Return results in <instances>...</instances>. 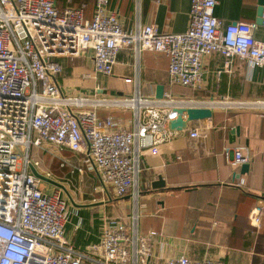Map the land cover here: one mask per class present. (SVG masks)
<instances>
[{
	"label": "built area",
	"instance_id": "obj_1",
	"mask_svg": "<svg viewBox=\"0 0 264 264\" xmlns=\"http://www.w3.org/2000/svg\"><path fill=\"white\" fill-rule=\"evenodd\" d=\"M216 0H191L190 24L185 32H161L154 24L124 28L109 0H95L93 14L84 7L61 11L57 0H0V264H149L152 244L140 236L137 204L142 196V154H158L160 145L174 134L170 121L183 106L209 107L218 102L144 96L139 84L133 95L97 99L67 95L58 82L62 66L58 56L93 53L94 72L111 75L118 53L132 48L137 70L146 50L170 58L169 82L200 88L205 60L214 53L249 66L264 68V43L254 36L256 23L225 24L214 11ZM264 25V6L260 16ZM131 110L134 128L127 129L113 116L100 118L99 107ZM264 111V99L239 102ZM199 130L191 131L193 137ZM52 144L84 153L87 168L103 188L113 187L117 197H129L134 212L111 218L100 242L77 249L65 237L68 202L59 187L42 188L51 172L30 155L32 147ZM246 147L225 148L233 163L250 162ZM82 171V169H80ZM264 201L250 211L253 228H260ZM163 264H226L217 258L169 257Z\"/></svg>",
	"mask_w": 264,
	"mask_h": 264
},
{
	"label": "crops",
	"instance_id": "obj_2",
	"mask_svg": "<svg viewBox=\"0 0 264 264\" xmlns=\"http://www.w3.org/2000/svg\"><path fill=\"white\" fill-rule=\"evenodd\" d=\"M216 1L214 13L225 24H257L260 0ZM94 3L92 0L82 6L86 19L92 17ZM57 6L63 11L72 6L71 0H57ZM109 9L119 14L127 30L141 23L154 24L161 32L180 33L189 28L191 0H109ZM254 36L264 43V25L257 24ZM54 60L63 68L57 77L63 91L79 96L74 92L89 88L92 102L115 98L109 94L133 95L138 84L144 96L156 97L158 85L164 84V93H177L182 99L223 101L217 103L211 118L192 121L182 131L174 130L160 145L158 154H142V196L136 207L139 234L152 244L149 264H163L169 257L181 256L217 258L226 264H264V216L260 228H253L249 219L251 209L264 201V111L239 106L242 101L264 99V68L251 67L239 57L228 60L214 53L205 60L200 88L178 85L175 89L169 82L170 58L163 52L146 50L138 71L132 48H123L111 75L94 72V57L89 50L80 56H58ZM97 115L113 116L127 129L134 128L131 110L103 106ZM237 126L240 136L231 143L229 133ZM195 128L200 132L197 137L191 135ZM227 146L246 147L249 172L240 173L241 165H235L233 155L226 154ZM55 155L59 161L57 174L50 167L44 168L58 183L50 187L61 188L66 200L75 202L68 212L65 237L77 249L85 250L100 242L109 219L128 218L134 212V202L129 195L120 197L122 211L108 204L102 188L90 191L86 179L100 181L87 168L84 153L56 147ZM160 174L166 187L152 189L151 183ZM101 192L103 201L96 197Z\"/></svg>",
	"mask_w": 264,
	"mask_h": 264
},
{
	"label": "water",
	"instance_id": "obj_3",
	"mask_svg": "<svg viewBox=\"0 0 264 264\" xmlns=\"http://www.w3.org/2000/svg\"><path fill=\"white\" fill-rule=\"evenodd\" d=\"M262 6L258 9L259 16L262 15L264 0H260ZM263 20L261 17L257 18V24H262ZM165 86L164 84H160L157 87L156 91V98H163L164 96ZM178 117L174 120L170 121V128L172 130L182 131L184 130L188 124L195 120H203L208 119L213 116V110L209 107H192V106H183L178 108ZM240 136V127H233L229 133L230 142L233 143L236 141V138ZM250 163H243L241 164V172L240 173H247L250 171ZM32 171L38 177L51 182L52 184L58 185L57 182L46 178L45 176L38 173V171L33 167ZM152 189H161L166 187V180L163 178L162 174L158 176V179L154 180L151 183Z\"/></svg>",
	"mask_w": 264,
	"mask_h": 264
},
{
	"label": "rangeland",
	"instance_id": "obj_4",
	"mask_svg": "<svg viewBox=\"0 0 264 264\" xmlns=\"http://www.w3.org/2000/svg\"><path fill=\"white\" fill-rule=\"evenodd\" d=\"M170 85H174V88L177 89L179 88L178 85L179 84H173V83H170ZM176 91V90H175ZM67 93V92H65ZM74 94H77V95H83L85 97H90V96H93V92L90 91L89 88L87 89H83V90H79V91H76L74 92ZM107 95V94H105ZM108 97H117V95L115 94H109L107 95ZM175 98H181L183 97L182 95H179L177 93H174V96ZM48 147H46L47 149H44V148H35V147H32L31 150H30V155L32 156L33 159H38L41 161V167L42 168H51V170L57 174L56 172V165L58 164V159H57V156L55 155V149L56 147H54L53 145L51 144H47ZM74 152V151H72ZM88 178V177H86ZM46 185H49L52 186L53 184L51 182H48L46 180H43L42 181V188H44ZM85 186H87V188L92 191L94 193V191H100L101 188L102 190H104V193L106 194V197H107V200L108 201V204H110L111 206L117 208V209H120L122 210V202H123V199L120 198V197H117L115 195V192H114V189L112 186L108 185L107 186V189L105 190L101 184V182H98L96 180H93V179H86V182H85ZM96 187V189H95ZM51 188V187H50ZM74 196V195H73ZM96 197H98V199H100V201H103V193L101 192L100 194H96ZM110 197L112 198V200H110ZM75 198V196L73 197ZM67 202H68V212L70 213V209L73 210L74 208V204L75 202L73 200H71L70 198L67 199ZM123 211V210H122ZM69 213L67 214V219H69ZM68 221V220H67ZM65 232H66V229H65Z\"/></svg>",
	"mask_w": 264,
	"mask_h": 264
},
{
	"label": "trees",
	"instance_id": "obj_5",
	"mask_svg": "<svg viewBox=\"0 0 264 264\" xmlns=\"http://www.w3.org/2000/svg\"><path fill=\"white\" fill-rule=\"evenodd\" d=\"M92 0H71V7H82L84 4H87V2H91ZM95 1V0H94Z\"/></svg>",
	"mask_w": 264,
	"mask_h": 264
}]
</instances>
